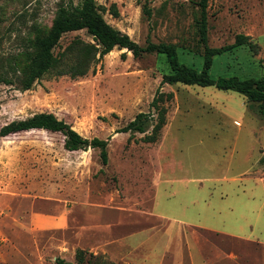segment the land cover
I'll return each mask as SVG.
<instances>
[{
  "label": "rangeland",
  "instance_id": "obj_1",
  "mask_svg": "<svg viewBox=\"0 0 264 264\" xmlns=\"http://www.w3.org/2000/svg\"><path fill=\"white\" fill-rule=\"evenodd\" d=\"M82 0H0V129L52 113L101 150L68 151L45 130L0 138V264H264V118L257 104L214 87L161 85L166 57L115 48L87 75L49 74L29 90L23 53L45 34L59 5ZM113 28L138 44L177 47L179 62L200 70L198 0H95ZM115 5L118 17L112 13ZM208 45L238 35L256 45L213 58V78L264 79V0H209ZM86 31L66 34L54 53ZM166 125L156 143L117 133L152 112L157 92ZM93 254L94 258H91ZM95 260V261H94Z\"/></svg>",
  "mask_w": 264,
  "mask_h": 264
},
{
  "label": "trees",
  "instance_id": "obj_2",
  "mask_svg": "<svg viewBox=\"0 0 264 264\" xmlns=\"http://www.w3.org/2000/svg\"><path fill=\"white\" fill-rule=\"evenodd\" d=\"M208 2L209 0H198L197 2L199 7V41L204 50L203 65L200 70L179 62L177 47L173 44L148 42L142 46L133 41L129 35L113 28L101 15L95 0H82L77 5L71 2L61 4L48 31L37 36L29 49L23 53L25 60L21 79L23 89L29 90L37 81L49 74L69 75L72 78L84 77L94 62L118 48L130 51L136 58L150 53L164 55L170 71L162 76L161 85L182 84L200 88L214 87L220 91L234 92L242 95L251 103L257 104L258 113L264 118L263 78L240 79L235 76L213 78L210 75L215 56L244 45H248L250 48H255L256 45L250 41L249 37L238 35L232 45L211 48L208 45ZM143 12L146 17H151L152 12L148 0L143 6ZM112 13L118 17L115 5L112 6ZM79 31H86L95 43H86L75 39L63 52L54 53V49L59 45L64 35ZM173 97V93L164 94L158 90L150 105L157 117L152 112L139 113L127 125L118 129L117 133H129L131 136L142 134V141L156 143L160 138L161 130L167 123V108L162 103L171 101ZM31 130H45L62 134L64 148L71 152L86 151L89 148L100 149L102 163L104 165L108 163L109 139H86L52 113H38L27 119L12 121L0 129V138ZM90 256L94 258L93 254ZM77 259L78 264H83L86 259L85 251H79ZM58 264L67 263L58 260ZM94 264L115 263L98 262L96 259Z\"/></svg>",
  "mask_w": 264,
  "mask_h": 264
}]
</instances>
